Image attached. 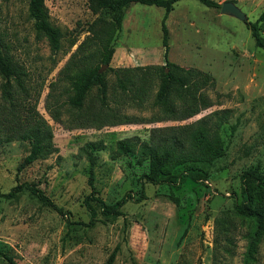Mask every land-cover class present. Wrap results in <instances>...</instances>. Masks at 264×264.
Returning a JSON list of instances; mask_svg holds the SVG:
<instances>
[{"label": "rangeland", "instance_id": "1", "mask_svg": "<svg viewBox=\"0 0 264 264\" xmlns=\"http://www.w3.org/2000/svg\"><path fill=\"white\" fill-rule=\"evenodd\" d=\"M90 1L44 0L49 21L60 33V48L52 51L33 27L28 0H0V49L19 72L21 83L17 89L11 81L17 99L12 111L2 96L0 76V193L18 183H34L56 207L27 189L13 198L0 196V251L16 264H103L115 247L112 264H264V238L249 256L251 222L235 218L228 236L215 223L223 214L234 216L242 171L254 167L264 182V50L255 46L246 26L258 17L264 0H227L245 13V20L198 0L173 5L165 24L167 59L175 67L166 65L164 72L171 70L188 83H197L195 93L206 106L190 118L158 122L147 118L156 112L152 101L160 75L152 78L150 91L138 102L119 88L113 71L164 65L160 29L164 9L130 3L113 39L114 51L104 64L103 23L109 16L93 12ZM260 33L264 37V24ZM71 57L74 63L68 69ZM92 67L106 78L104 101L98 87L92 86L76 109L68 98L81 76L69 79L70 71L79 69L80 74ZM111 110L132 122L112 125L91 118ZM221 113L225 154L200 171L181 165L173 176L152 184L140 179L148 170L147 161L139 163L134 152H115L117 140L131 136L147 140L151 127L184 124L205 115L214 120ZM36 121L50 129L54 151L17 172L30 149L29 140L19 136ZM98 140L103 148L93 151L92 174L99 197L112 203L127 191L135 197L141 187L145 198L125 202L122 215L114 219L103 218L97 202L91 201L97 214L94 223L86 225L89 212L83 201L90 192V166L79 149ZM0 264L10 263L0 255Z\"/></svg>", "mask_w": 264, "mask_h": 264}, {"label": "trees", "instance_id": "2", "mask_svg": "<svg viewBox=\"0 0 264 264\" xmlns=\"http://www.w3.org/2000/svg\"><path fill=\"white\" fill-rule=\"evenodd\" d=\"M179 0H91L90 8L93 12L103 11L109 19H105L104 26L107 31H103L105 38L103 48L106 54L102 60L107 64L113 51L115 43L113 39L115 34L121 30L124 10L130 3H140L143 5H153L164 9L160 22L162 58L164 65L139 66L134 68L114 69V75L119 88L138 102L150 91V81L156 75H160L162 81L159 89L156 91L152 106L156 112L147 118L148 122H158L163 120H184L197 114L206 106L203 97L197 95V83L188 81L185 77L176 76L171 70L164 72L167 66H173L167 59L169 49V33L165 24V19L172 9L173 5ZM202 4L211 8H220V4L215 0H198ZM28 14L33 21V27L38 34L43 35L52 51L60 48V33L53 26L48 17L47 7L44 0H28ZM264 24V7L254 21H247L246 26L254 40L256 47L264 50V37L260 33V28ZM104 30V27H103ZM117 35V34H116ZM78 45L77 50L82 46ZM73 53L72 57H74ZM69 59L65 65L68 69L72 67L74 61ZM83 58H81L82 60ZM66 68V69H67ZM69 79L75 80L79 76V83L72 88L73 94L68 98V103L79 109L81 107L84 95L92 86H97L101 102L104 101L107 89V81L103 73L98 71V67H92L82 71L79 69L71 70ZM0 76L3 78L1 84V93L5 98L11 110L14 111L16 97V87H13L11 81L16 82L17 89L21 86L19 72L16 71L6 55L0 49ZM172 89H169V87ZM174 86V88H173ZM13 88V89H12ZM13 115V113H12ZM92 119L107 122V124H119L132 122L129 116L118 114L114 110L103 113L100 116L91 117ZM225 123L224 114L211 119L210 115L202 116L194 121L176 124L151 127L147 140H140L137 136L125 137L117 140L115 152L127 154L134 152L137 155L139 163L147 161L148 170L141 173L140 179L152 184H159L165 178L173 176L172 171L183 165L186 170H202V166L213 163L216 159L225 154V146L220 136V127ZM98 125H101L98 123ZM21 139H28L30 149L17 165V172L25 166L31 164L39 158H45L54 151L52 144V133L50 129L42 122L36 121L28 129H25L19 136ZM103 143L101 141H88L79 150L89 162L88 185L90 192L84 198V204L89 212V221L86 225H92L96 218V210L91 205V201H96L99 212L105 219H114L122 215L121 206L130 199L138 202L145 198L144 191L141 189L134 197L131 191L125 192L121 197L112 203L105 202L98 195L94 185L92 166L95 163L94 150H101ZM181 173L178 175V183L182 180ZM240 201H234L233 215L223 214L215 219V223L220 225L222 234L228 236L231 226H235L234 219L246 220L252 223V233L249 235V256L255 251L256 244L264 238V182L258 170L249 167L241 172L240 176ZM178 186V185H177ZM23 189H27L32 195L37 197L42 203L54 207L52 200L34 183H18L8 192L0 193L4 198H13ZM170 199L178 204V198L171 196ZM56 208V207H54ZM62 213L60 209H56ZM69 221L67 222V224ZM185 231H183L184 233ZM117 247L108 255L103 264H112ZM8 263L16 264L13 259L0 251Z\"/></svg>", "mask_w": 264, "mask_h": 264}, {"label": "water", "instance_id": "3", "mask_svg": "<svg viewBox=\"0 0 264 264\" xmlns=\"http://www.w3.org/2000/svg\"><path fill=\"white\" fill-rule=\"evenodd\" d=\"M220 13L227 14L233 17H236L240 20H245L246 15L241 11V9L232 1H223L220 3L219 8Z\"/></svg>", "mask_w": 264, "mask_h": 264}]
</instances>
